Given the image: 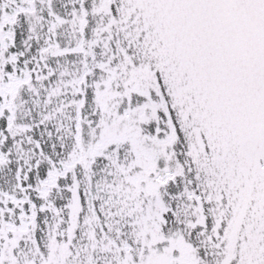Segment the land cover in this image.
<instances>
[{
  "label": "snow or ice",
  "instance_id": "snow-or-ice-1",
  "mask_svg": "<svg viewBox=\"0 0 264 264\" xmlns=\"http://www.w3.org/2000/svg\"><path fill=\"white\" fill-rule=\"evenodd\" d=\"M0 264H264V0H0Z\"/></svg>",
  "mask_w": 264,
  "mask_h": 264
}]
</instances>
